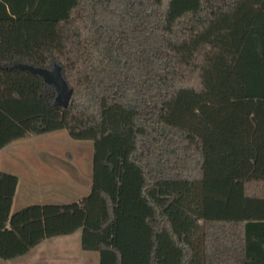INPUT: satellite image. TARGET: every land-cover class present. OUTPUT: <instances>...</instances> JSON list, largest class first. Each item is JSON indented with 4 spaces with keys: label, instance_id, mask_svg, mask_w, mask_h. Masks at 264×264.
Wrapping results in <instances>:
<instances>
[{
    "label": "trees",
    "instance_id": "obj_1",
    "mask_svg": "<svg viewBox=\"0 0 264 264\" xmlns=\"http://www.w3.org/2000/svg\"><path fill=\"white\" fill-rule=\"evenodd\" d=\"M57 130L99 264H264V0H0V148Z\"/></svg>",
    "mask_w": 264,
    "mask_h": 264
},
{
    "label": "crops",
    "instance_id": "obj_2",
    "mask_svg": "<svg viewBox=\"0 0 264 264\" xmlns=\"http://www.w3.org/2000/svg\"><path fill=\"white\" fill-rule=\"evenodd\" d=\"M63 156L43 153L31 165L29 156L0 153V264H99L98 252L81 248L78 226L93 152L86 165Z\"/></svg>",
    "mask_w": 264,
    "mask_h": 264
},
{
    "label": "rangeland",
    "instance_id": "obj_3",
    "mask_svg": "<svg viewBox=\"0 0 264 264\" xmlns=\"http://www.w3.org/2000/svg\"><path fill=\"white\" fill-rule=\"evenodd\" d=\"M0 149H2L0 152L1 155L8 152L10 154L14 153L26 155V157L29 156L30 159L28 158L27 162L31 165L38 163L37 155L41 157L43 153L54 154L55 152L62 153L67 151L68 156L63 157L69 160L73 165L79 163L86 165L88 164V161L89 164L91 163L93 143L91 140L73 139L65 130H57L38 135H31L26 139H18L1 146ZM88 167L90 168V166H87L86 168L88 169ZM29 169L33 168L30 167ZM53 173L55 174L56 172ZM57 173L56 175H58Z\"/></svg>",
    "mask_w": 264,
    "mask_h": 264
},
{
    "label": "water",
    "instance_id": "obj_4",
    "mask_svg": "<svg viewBox=\"0 0 264 264\" xmlns=\"http://www.w3.org/2000/svg\"><path fill=\"white\" fill-rule=\"evenodd\" d=\"M33 70L39 74H42L48 82L54 84L58 97L64 98V103L66 104L68 100L67 85L61 77L58 67H54L52 69L33 68Z\"/></svg>",
    "mask_w": 264,
    "mask_h": 264
}]
</instances>
